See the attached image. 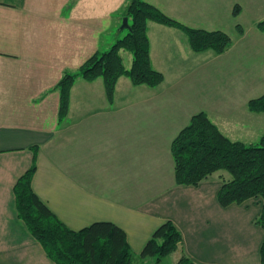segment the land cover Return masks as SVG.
<instances>
[{
  "label": "crops",
  "instance_id": "1",
  "mask_svg": "<svg viewBox=\"0 0 264 264\" xmlns=\"http://www.w3.org/2000/svg\"><path fill=\"white\" fill-rule=\"evenodd\" d=\"M129 1L0 0V264H55L16 209L14 186L33 162V190L71 229L111 221L139 257L170 220L177 249L143 261L261 264V199L222 206L223 170L177 184L171 143L200 111L232 140L260 138L247 132L260 119L248 102L264 93V0H146L188 26L227 32L231 45L194 51L182 29L150 20L151 62L164 80L136 85L121 75L109 100L102 77H77L60 117L59 79L125 35ZM120 54L130 68L133 54Z\"/></svg>",
  "mask_w": 264,
  "mask_h": 264
},
{
  "label": "trees",
  "instance_id": "2",
  "mask_svg": "<svg viewBox=\"0 0 264 264\" xmlns=\"http://www.w3.org/2000/svg\"><path fill=\"white\" fill-rule=\"evenodd\" d=\"M235 6L233 14L238 13ZM129 17L128 32L106 50L96 51L75 71H66L57 83L60 90L59 115L67 114L70 90L77 77L93 80L102 77L107 98L112 100L115 85L121 75L138 84L157 86L164 75L154 68L150 57L147 24L150 20L182 29L194 51L212 49L224 52L232 42L231 36L220 29L207 30L188 26L165 14L146 0H130L122 9ZM264 31V19L257 22ZM239 33L243 32L237 25ZM133 54L130 68H126L120 49ZM248 107L264 112V93L251 98ZM171 153L174 160L175 182L197 185L207 176L223 170L230 175L224 179L217 193L222 206L241 203L259 197L262 208L256 222L264 230V133L258 141L245 143L232 140L211 120L206 112L193 114L190 121L173 138ZM36 163H32L14 186L18 216L30 233L42 244L55 264H134V254L125 231L111 221H95L74 230L61 221L32 188ZM182 235L172 221L163 222L146 242L139 258L154 257L160 261L177 249ZM261 264H264V236L260 247ZM179 264H194L182 257Z\"/></svg>",
  "mask_w": 264,
  "mask_h": 264
},
{
  "label": "rangeland",
  "instance_id": "3",
  "mask_svg": "<svg viewBox=\"0 0 264 264\" xmlns=\"http://www.w3.org/2000/svg\"><path fill=\"white\" fill-rule=\"evenodd\" d=\"M235 6H239V5H235ZM251 16L252 15H249V17H251ZM124 30H125V34H126L128 32V29H124ZM163 80H164V78H163ZM226 86H227L226 84L225 85L222 84L221 85V89L222 88L224 89ZM261 88H264V85H261ZM235 93H238V92H235ZM236 103H237V105L239 104L238 100H236ZM238 107H239V105H238ZM257 130H260V136L264 133V112H260V119H259L258 126L253 125L252 128L247 133L249 135H251L253 133L254 140H255V138H257V136H258L257 135ZM235 131L237 133H239V134L240 133H245L242 129H236ZM240 141H242V140H240ZM254 142H256V140ZM245 143H247V142H245ZM134 264H173V263L171 262V258H165V260H163V262L157 263V262H154V261H150V262L149 261H143L141 258L135 257L134 258Z\"/></svg>",
  "mask_w": 264,
  "mask_h": 264
},
{
  "label": "water",
  "instance_id": "4",
  "mask_svg": "<svg viewBox=\"0 0 264 264\" xmlns=\"http://www.w3.org/2000/svg\"><path fill=\"white\" fill-rule=\"evenodd\" d=\"M129 28H130L129 17L125 15L122 19V23L119 29L123 30V29H129Z\"/></svg>",
  "mask_w": 264,
  "mask_h": 264
}]
</instances>
